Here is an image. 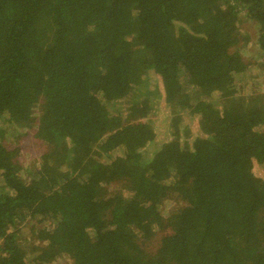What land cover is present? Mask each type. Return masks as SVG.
<instances>
[{
	"label": "trees",
	"instance_id": "obj_1",
	"mask_svg": "<svg viewBox=\"0 0 264 264\" xmlns=\"http://www.w3.org/2000/svg\"><path fill=\"white\" fill-rule=\"evenodd\" d=\"M259 75L264 0H0V264H264ZM159 98L171 139L144 160Z\"/></svg>",
	"mask_w": 264,
	"mask_h": 264
},
{
	"label": "rangeland",
	"instance_id": "obj_2",
	"mask_svg": "<svg viewBox=\"0 0 264 264\" xmlns=\"http://www.w3.org/2000/svg\"><path fill=\"white\" fill-rule=\"evenodd\" d=\"M240 30L243 36L248 37L249 41L246 43L245 47L241 48V57L243 61L252 63L255 66V69H257V72H260V69L258 66H256V63H258V55L260 54L258 48L254 46V38H255V28L253 27V24L247 21H241L240 24ZM260 74V73H259ZM148 83L151 88L155 87L159 90V92H162V86L161 82L153 74H150L148 77ZM237 89L243 88V93H245L247 90H249V86L245 85L244 87L236 84ZM260 92H264V80L260 78L259 75V89ZM150 120L153 123V130L155 132V139L153 142L149 143L146 147H144L141 150V154L143 156V159L147 160L150 159L155 151L158 150V148L165 142L169 141L171 139L170 131H169V123H170V113L168 111L167 106L165 105L163 98H159V100L156 103V108L152 112V116ZM182 121L187 125L189 128L188 131V141H192L193 138L198 136V124L197 121L194 119V117L190 116L188 113H185L182 115ZM13 134H15L18 130H12ZM19 132H21L20 136L14 137L10 131L8 130L10 137L9 145L16 146L21 149V161L24 162L23 164L27 165V162H29L32 159L36 160L37 153L40 149L39 144H36L32 138V134L30 130H22L20 129ZM254 174L264 182V167L258 164L254 165L253 168ZM111 188V187H110ZM163 207L161 208V211L163 215H166L173 204L169 201L163 203ZM27 228L23 225L20 226V238L22 240L26 239L28 237ZM160 234H157L152 238L149 242L145 243L143 245L144 251L148 253H152L155 251V249L158 246V242L160 240ZM21 240V241H22ZM30 258V257H29ZM52 264H68V262L64 259H59L58 261H55Z\"/></svg>",
	"mask_w": 264,
	"mask_h": 264
}]
</instances>
